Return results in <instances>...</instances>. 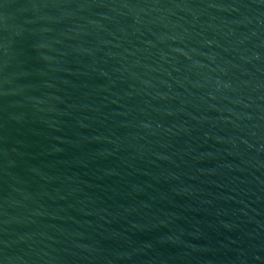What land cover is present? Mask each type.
<instances>
[{
	"label": "water",
	"instance_id": "obj_1",
	"mask_svg": "<svg viewBox=\"0 0 264 264\" xmlns=\"http://www.w3.org/2000/svg\"><path fill=\"white\" fill-rule=\"evenodd\" d=\"M0 264H264V0H0Z\"/></svg>",
	"mask_w": 264,
	"mask_h": 264
}]
</instances>
